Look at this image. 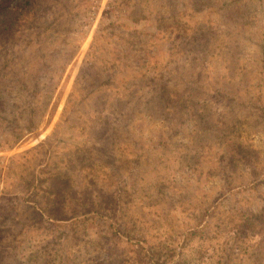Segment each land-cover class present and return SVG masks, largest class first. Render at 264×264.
<instances>
[{"label": "rangeland", "instance_id": "1", "mask_svg": "<svg viewBox=\"0 0 264 264\" xmlns=\"http://www.w3.org/2000/svg\"><path fill=\"white\" fill-rule=\"evenodd\" d=\"M29 11L5 57L32 48L63 72L0 75L16 95L0 112L2 264H42L43 242L63 264H264V0ZM34 72L38 103L17 91Z\"/></svg>", "mask_w": 264, "mask_h": 264}, {"label": "trees", "instance_id": "2", "mask_svg": "<svg viewBox=\"0 0 264 264\" xmlns=\"http://www.w3.org/2000/svg\"><path fill=\"white\" fill-rule=\"evenodd\" d=\"M38 0H0V75L7 71L8 69H20V71H22V74H28L32 69H35V72H38L39 70L43 69L44 72L46 71L47 73H49L48 79L50 81H52L54 78L59 79L60 77V73L59 71L61 70L63 72V69H55V70H51V72H49L50 70L48 69L49 66L47 63H43L40 64L38 63V61H35L37 59H34L35 57L33 56L32 59H27V57H31L33 54L29 53L32 48H29L26 51L25 54H19L18 52L14 53L12 56L10 57H5V54L7 52V48H4V45L9 44V42H13V44L16 45V41L18 40L16 37V31L18 30L16 27V25L21 22V21H26V19L30 18V11L29 8L34 7L35 4L37 3ZM47 28V31H51L52 33H57L58 31L55 28H52L51 26H45ZM26 30V29H24ZM46 30V29H45ZM53 34V35H55ZM15 35V36H14ZM28 43V42H27ZM29 43H33L34 45H37L38 47H41V43L40 42H30ZM93 43L95 44V39L92 40V45L89 48V51H92L95 47V45H93ZM78 46H76L75 48H77ZM72 51V50H71ZM75 50L72 51L71 54H69V59L67 60V62L73 57V53ZM27 56V57H26ZM115 57V56H114ZM113 63L115 62V59L112 61ZM28 66V67H27ZM48 69V70H46ZM59 70V71H56ZM34 72V73H35ZM31 77V82H25V80L21 77L20 80V90L18 89V92H23L25 94L26 97H28V100L30 102L31 101H35V102H40L41 99L43 98V96L41 95V93L39 92V88H41V75H38L37 73H35L33 76ZM28 83L30 85H28ZM54 89V87H53ZM55 90V89H54ZM38 91V92H37ZM13 93L10 91V89L8 90V85L6 83V81L4 79H0V112L3 111V108H9L14 102L13 99H15L16 95H12ZM12 97V98H11ZM33 109L30 112V122H28L29 124L26 126V132L27 133H31L34 136L37 135L36 132V123L34 120V116H33ZM41 117V116H40ZM14 130L10 129L9 132L7 133V135L5 134V136H8V134H14V136H19L16 135L15 133H13ZM10 139L9 138H2L1 141L4 143H7ZM13 144V143H12ZM11 144V145H12ZM11 145H7V147H11ZM3 207L4 209L8 206V204L5 205H0V207ZM12 206L8 207V211L10 212L12 210ZM34 209V208H33ZM87 211H89L91 214L97 213L96 209L94 208H89L86 209ZM89 214L85 213V215H81L80 218H75V219H69L72 223H81V221H84V218L86 216H88ZM42 216V215H41ZM38 219L39 221L36 222V224H43L42 227L48 229V230H52L54 228L52 223H48L47 221L44 220V218ZM1 217V221H0V232H2L3 227H5L6 225V219H9L10 216H6L5 214H0ZM53 218V217H50ZM61 219V218H60ZM65 218H62V220H64ZM23 226H25V224H23ZM120 231H117L115 233H119ZM49 233V232H48ZM50 238H54L51 237ZM65 238V237H64ZM45 245L42 247V249L36 250L34 252V255L36 256L35 260L40 259V262L42 261V264H50L52 262L55 261V259L59 256V260L56 264H63V260L64 259V255L61 253H58L57 251H47V244L48 242H43L41 244ZM39 244V242H38ZM37 246V243L35 244ZM30 258V257H29ZM38 258V259H37ZM31 259V258H30ZM67 259V257H66ZM29 260V259H28ZM27 260V261H28ZM3 263V259H1L0 256V264ZM15 264H22L21 262H17ZM41 264V263H40Z\"/></svg>", "mask_w": 264, "mask_h": 264}]
</instances>
